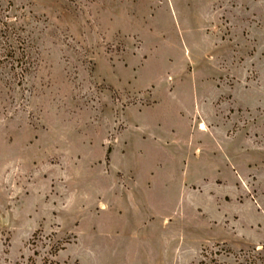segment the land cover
I'll list each match as a JSON object with an SVG mask.
<instances>
[{
  "label": "rangeland",
  "instance_id": "374dc122",
  "mask_svg": "<svg viewBox=\"0 0 264 264\" xmlns=\"http://www.w3.org/2000/svg\"><path fill=\"white\" fill-rule=\"evenodd\" d=\"M0 264H264V0H0Z\"/></svg>",
  "mask_w": 264,
  "mask_h": 264
},
{
  "label": "bare ground",
  "instance_id": "6f19581e",
  "mask_svg": "<svg viewBox=\"0 0 264 264\" xmlns=\"http://www.w3.org/2000/svg\"><path fill=\"white\" fill-rule=\"evenodd\" d=\"M201 130L205 131V126L204 125H201Z\"/></svg>",
  "mask_w": 264,
  "mask_h": 264
}]
</instances>
